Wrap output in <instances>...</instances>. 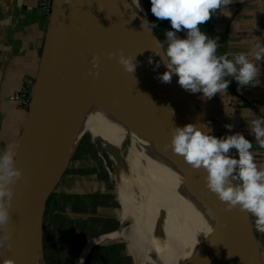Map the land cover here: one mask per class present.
Returning a JSON list of instances; mask_svg holds the SVG:
<instances>
[{
  "label": "bare ground",
  "instance_id": "6f19581e",
  "mask_svg": "<svg viewBox=\"0 0 264 264\" xmlns=\"http://www.w3.org/2000/svg\"><path fill=\"white\" fill-rule=\"evenodd\" d=\"M141 5L142 0H113L115 25L107 39L111 47L109 53L119 55L122 50L133 58L137 65L135 71H125L118 60L108 54L112 68L101 65L94 71L99 74H92L84 82L36 192L45 184L49 170L55 171L61 164V169L64 167L82 134L88 132L102 139L116 161L117 150L130 130V164L126 172L122 167L124 172L118 180L117 199L121 204L122 222L132 219L134 223L129 231L123 229L118 233L126 236L131 253H136L139 246L145 249V259L140 264H187L210 231L208 203L194 169L171 149L173 128L164 125L166 119L182 127L190 123L189 116L161 112L153 117L148 100L143 96L153 97L157 104L166 108L180 105L170 84L159 79L166 68H155L160 63V58L153 52L157 41L152 30L150 33L147 27H142L145 14ZM132 171L137 172L136 185L143 192L140 203L134 199V191L130 188L128 173ZM146 208H152L154 214L141 220V210ZM156 216L164 222L161 228ZM94 243H84L81 262ZM42 254L38 231L30 264H45ZM250 264L255 263L250 261Z\"/></svg>",
  "mask_w": 264,
  "mask_h": 264
},
{
  "label": "water",
  "instance_id": "95a60500",
  "mask_svg": "<svg viewBox=\"0 0 264 264\" xmlns=\"http://www.w3.org/2000/svg\"><path fill=\"white\" fill-rule=\"evenodd\" d=\"M141 9L152 23L143 3ZM114 20L113 0H54L32 102L14 159L15 166L21 168L23 174L13 185L11 221L6 229L11 247H0V264H30L38 231L42 240L49 198L79 142L65 166L61 169V164L42 188L36 190L56 151L81 87L96 70L92 68L93 56H99V66L112 68V61L107 59L111 51L107 39L115 25ZM152 32L157 41L154 28ZM160 65L165 67L163 63ZM177 81L178 77L173 75L169 84L179 106L162 107L153 97L143 95L148 100L150 115L185 113L190 123L205 125L209 134L215 136L190 95ZM164 125L174 128L178 124L165 119ZM194 173L208 203L210 231L187 264H250V261L262 264L249 214L238 207L227 210L225 204L208 190L206 171L194 169ZM235 183L237 181H233ZM3 231L0 229V234Z\"/></svg>",
  "mask_w": 264,
  "mask_h": 264
},
{
  "label": "clouds",
  "instance_id": "9594fccd",
  "mask_svg": "<svg viewBox=\"0 0 264 264\" xmlns=\"http://www.w3.org/2000/svg\"><path fill=\"white\" fill-rule=\"evenodd\" d=\"M233 0H151V12L158 20H168L170 30L165 31L166 43L157 40L155 55L166 70L159 75L164 83H170L173 75L178 84L193 94L202 92L211 100L217 93L229 88L234 77L241 89L256 85L259 69L248 58L247 53L217 54L218 37L210 38L201 31L200 25L212 18L217 9L226 7ZM142 27L151 30L157 25L146 18ZM186 32L181 38L178 33ZM115 57L125 71L133 73L136 64L133 58L121 50ZM232 57L231 59L229 57ZM264 58V45L258 43L254 51L256 61ZM99 56H93L92 68L99 67ZM151 63V60L149 61ZM160 63L155 68L160 67ZM98 75V72H93ZM231 129L232 125H226ZM255 140L264 148V118L251 122ZM203 124L187 123L174 127L171 132V149L182 156L191 168L204 169L207 173L206 186L225 204L227 210L239 208L255 217V228L264 233V169L258 167L252 154V142L244 135L234 134L217 137L209 134ZM235 149L238 158L229 155ZM21 168L15 166L12 150L0 153V247H11L10 234L6 232L11 221V203L14 183L22 176ZM231 178V179H230ZM233 181L237 183L233 184Z\"/></svg>",
  "mask_w": 264,
  "mask_h": 264
},
{
  "label": "crops",
  "instance_id": "0c3cea01",
  "mask_svg": "<svg viewBox=\"0 0 264 264\" xmlns=\"http://www.w3.org/2000/svg\"><path fill=\"white\" fill-rule=\"evenodd\" d=\"M144 6L160 42L166 43L165 31L171 29L168 20H158L151 12V0H143ZM49 18L40 10L35 0H0V153L12 150L14 159L22 134L27 110L18 107L12 101L14 94L21 91H33L38 75L42 51L46 38ZM201 31L210 38L218 37L217 54L247 53L259 69L256 79L252 82L255 87L240 88L234 77L230 80L229 88L217 93L211 100L206 99L202 92L195 94L187 91L195 105L207 121L215 136L241 134L252 142V154L258 167L264 169V148L255 140L251 122L264 118V58L254 59L256 45H264V0H233L231 4L217 9L212 18L199 26ZM183 38L186 32L178 33ZM232 58L231 56L229 57ZM232 125L229 129L226 125ZM238 158V153L232 149L229 153ZM62 212V211H61ZM256 237L262 264H264V233L255 228V217L248 213ZM90 213L85 217L87 227L92 228ZM68 218V217H67ZM75 218V217H74ZM71 227L81 239L80 224L69 216ZM76 219V218H75ZM97 222V220L95 219ZM76 222V223H75ZM90 223V224H89ZM95 224V223H93ZM90 226V227H89ZM91 228V229H90ZM121 227L118 229L120 230ZM107 230L104 234L116 231ZM96 234V233H94ZM103 234V235H104ZM101 236V235H100ZM66 237H70L67 233ZM94 237L84 239V243ZM115 241H125L117 238ZM113 242L101 246H109ZM78 251L75 264H86L93 247L86 259L80 262L82 246ZM125 251L128 250L124 242Z\"/></svg>",
  "mask_w": 264,
  "mask_h": 264
},
{
  "label": "rangeland",
  "instance_id": "374dc122",
  "mask_svg": "<svg viewBox=\"0 0 264 264\" xmlns=\"http://www.w3.org/2000/svg\"><path fill=\"white\" fill-rule=\"evenodd\" d=\"M79 140L78 147L76 150L74 149L75 153L73 154L66 171L58 180L56 187L49 198L45 211L42 240L40 233V246L42 247V256L45 264H75L80 248L74 246L70 237H66L67 229L69 230L71 227L70 219H68L69 216L73 217L72 220H76L78 226L87 221L84 219L85 217L90 218V213L98 214V218L91 216L92 225L90 226L92 229L90 228L91 230L86 233L85 238L81 237V240L84 243V239L90 238L93 235L98 236L85 242H95L90 250L97 245L99 247L105 243L113 242L117 238L125 240L123 243L126 242V236L119 235L118 232H121L123 229L129 231L131 225L134 223L132 219L122 222L120 217L121 204L117 199L119 187L117 185L119 183L118 180H120L122 176L121 172H124V169L126 172L128 169L127 166L130 164V147L132 145L131 131L127 130L120 147L117 150L118 161L111 158L110 150L102 139L95 138L90 133L86 132L80 136ZM54 172L55 171L53 170L48 171L46 181L52 177ZM60 172L61 170L59 173ZM132 172L128 173L131 183L130 188L134 191V199L137 203H140V201H142L143 192L142 189L136 185V181H138L137 172ZM58 213H62L66 220L62 221L60 219V223L59 218L56 216ZM153 214L154 210L152 208H146L143 211L141 210L140 218L141 220L149 218L150 216H153ZM156 218L160 223L161 228L164 222L161 217L156 216ZM120 227L121 229L118 230ZM45 229L48 230L46 240L44 239ZM113 229L117 230L104 234L105 231ZM110 234H112V236ZM137 248L138 250H136V253L124 250V254L130 258L129 261H127V264H140L141 261H144L146 254L145 249L141 246ZM90 250L89 252H91Z\"/></svg>",
  "mask_w": 264,
  "mask_h": 264
},
{
  "label": "trees",
  "instance_id": "16d2710c",
  "mask_svg": "<svg viewBox=\"0 0 264 264\" xmlns=\"http://www.w3.org/2000/svg\"><path fill=\"white\" fill-rule=\"evenodd\" d=\"M57 218H59L62 221H65L64 216L61 214L56 215ZM61 223V221H60ZM87 223L80 224V231H81V237H86L85 227H87ZM48 230L45 229L44 232V239L47 238ZM67 233L70 235L71 240L73 241L74 246L80 247V244L82 242L81 239H79L78 234L69 228L67 229ZM46 245V244H45ZM125 246L122 241H115L113 244H110L109 246H101L97 249H94L90 256L88 257L86 264H127V261H129V257L124 254ZM101 255V256H100Z\"/></svg>",
  "mask_w": 264,
  "mask_h": 264
},
{
  "label": "built area",
  "instance_id": "2783aa9c",
  "mask_svg": "<svg viewBox=\"0 0 264 264\" xmlns=\"http://www.w3.org/2000/svg\"><path fill=\"white\" fill-rule=\"evenodd\" d=\"M40 10L49 18L53 9L54 0H35ZM33 91H21L12 97V101L15 102L18 107L28 111L32 102Z\"/></svg>",
  "mask_w": 264,
  "mask_h": 264
}]
</instances>
